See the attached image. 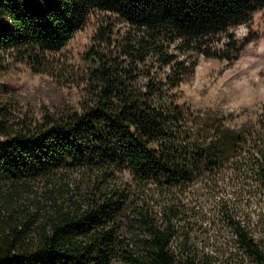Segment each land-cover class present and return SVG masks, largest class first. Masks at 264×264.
<instances>
[{
  "label": "trees",
  "instance_id": "16d2710c",
  "mask_svg": "<svg viewBox=\"0 0 264 264\" xmlns=\"http://www.w3.org/2000/svg\"><path fill=\"white\" fill-rule=\"evenodd\" d=\"M262 8L264 0H0V58L76 97L36 113L0 93V194L30 199L42 186L51 206L38 227L23 217L0 235V264H203L198 235L215 221L264 264V105L236 132L178 96L199 56L238 60L252 39L233 30ZM93 15L82 65L56 58Z\"/></svg>",
  "mask_w": 264,
  "mask_h": 264
},
{
  "label": "rangeland",
  "instance_id": "374dc122",
  "mask_svg": "<svg viewBox=\"0 0 264 264\" xmlns=\"http://www.w3.org/2000/svg\"><path fill=\"white\" fill-rule=\"evenodd\" d=\"M98 18L90 16L86 26L78 31L57 54L66 64L79 68L82 55L95 32ZM238 38L249 35L252 41L242 50L238 60L231 63L199 56L193 76L181 85L179 103L192 113L201 116H221L236 132L252 125L264 105V8L253 14L251 21L233 30ZM223 35H221L222 38ZM54 78L31 71L23 64H15L8 58H0V93L14 99L24 107L38 113L65 100L75 101L74 91H68ZM125 178H128L125 175ZM58 187L56 192L61 188ZM66 188V187H64ZM66 190V189H65ZM37 194L30 199H12L0 194V235L8 226L16 225L19 219L31 218L34 229L45 222L46 211L51 206L44 202L42 186L35 187ZM60 194L58 196L61 201ZM10 198V199H9ZM42 206L36 211L35 205ZM208 234L198 235L199 248H203L207 261L203 264H255L253 259L237 246L231 232L218 221ZM138 234V229H131ZM200 249V251H203Z\"/></svg>",
  "mask_w": 264,
  "mask_h": 264
}]
</instances>
